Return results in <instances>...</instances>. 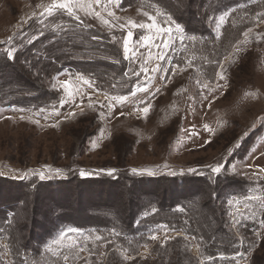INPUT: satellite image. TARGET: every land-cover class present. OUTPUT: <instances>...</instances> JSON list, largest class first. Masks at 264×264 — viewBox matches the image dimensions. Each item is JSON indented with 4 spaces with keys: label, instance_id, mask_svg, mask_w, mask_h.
Wrapping results in <instances>:
<instances>
[{
    "label": "trees",
    "instance_id": "obj_1",
    "mask_svg": "<svg viewBox=\"0 0 264 264\" xmlns=\"http://www.w3.org/2000/svg\"><path fill=\"white\" fill-rule=\"evenodd\" d=\"M120 1L179 27L183 47L172 59L179 67L202 60L213 71L244 32L264 21V0ZM65 70L114 98L136 89L117 36L56 10L0 46V108L41 115L58 109L52 84ZM118 168L48 180L0 176V255L5 250L9 264H75L104 249L103 264H239L253 251L248 264H264L256 239L264 234V204L250 194L251 184L225 172L142 177ZM64 234L68 246L52 253L48 246Z\"/></svg>",
    "mask_w": 264,
    "mask_h": 264
},
{
    "label": "rangeland",
    "instance_id": "obj_2",
    "mask_svg": "<svg viewBox=\"0 0 264 264\" xmlns=\"http://www.w3.org/2000/svg\"><path fill=\"white\" fill-rule=\"evenodd\" d=\"M52 3L0 0V46L33 19L48 15L45 9ZM120 3L74 0L73 16L117 36L136 89L114 98L65 70L52 84L60 94L58 109L41 115L0 108V176L22 180L43 173L48 180L83 171L81 177H88L115 174L121 165L142 177L216 175L211 169L224 165L220 174L251 184L250 194L264 204V21L244 32L213 71L202 60L199 66L189 61L177 67L172 59L183 47L178 27ZM217 22L216 33L222 18ZM152 23L156 28L149 27ZM161 27L172 31L162 34L157 31ZM234 209L241 210L240 203ZM65 238L48 249L58 254L55 250L68 246L61 241ZM256 239L257 245L262 242L257 249L261 260L262 230ZM192 254H197L195 247ZM252 254L240 257L239 264H248ZM106 255L104 249L95 257L83 253L75 264H103ZM0 256L9 264L5 250Z\"/></svg>",
    "mask_w": 264,
    "mask_h": 264
},
{
    "label": "snow or ice",
    "instance_id": "obj_3",
    "mask_svg": "<svg viewBox=\"0 0 264 264\" xmlns=\"http://www.w3.org/2000/svg\"><path fill=\"white\" fill-rule=\"evenodd\" d=\"M97 2H99V0H97ZM73 3H74V0H53V3L49 7H47L45 9V12L48 13L49 15H51L56 10H62V11L67 12L70 16H72L74 14V11H75V9L73 7ZM41 15H43V13ZM97 15H99V13H97ZM149 19H151V17H149ZM107 23H109V22L107 20H105V24H107ZM149 27L150 28H156V24L152 23V24L149 25ZM157 31H159V32H161L163 34V33H171L172 30H171V28H163V27H161L160 29H157ZM176 31L177 32L180 31L179 27L176 29ZM127 36L131 37L132 36V32H128ZM161 42L164 43L165 46L167 45V41H165L163 39V35L161 36ZM124 52L125 53L129 52V42H128L127 39H125V41H124ZM8 55H9V58L12 57V53L11 52H9ZM127 58H128V56L126 55L125 59H127ZM177 67H179V66H177ZM219 75H220V78L223 79V75L222 74H219ZM65 86H67V82H65ZM121 99H123V97H121ZM144 111L148 112V108L145 107ZM223 170H224V165H218L217 167L211 169V171L213 173H216V174H220ZM56 171H57V173L59 172V170H56ZM132 171H133V173L137 172L136 169H133ZM190 171H192V170H190ZM108 174L111 175L112 172L109 171ZM39 175H40L41 179L44 178V174L43 173H40ZM80 175L84 176L85 173L83 171H81ZM97 239H101V237H97ZM236 255L239 256V255H242V254L237 253ZM65 259H67V257H65Z\"/></svg>",
    "mask_w": 264,
    "mask_h": 264
}]
</instances>
